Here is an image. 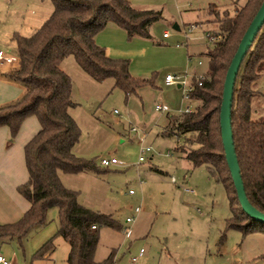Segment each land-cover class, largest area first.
<instances>
[{
	"label": "rangeland",
	"instance_id": "rangeland-1",
	"mask_svg": "<svg viewBox=\"0 0 264 264\" xmlns=\"http://www.w3.org/2000/svg\"><path fill=\"white\" fill-rule=\"evenodd\" d=\"M130 1L142 9L162 10L163 17L150 25L151 36L130 37L124 28L110 21L98 32L97 41L109 55L128 58L132 74L153 82L139 88L138 94L127 95L115 85L114 77H92L73 54L61 64L72 77V98L77 104L71 113L81 128L74 151L94 159L98 166L91 171H61V180L79 191L80 203L111 214L120 224L101 227L96 259L103 260L116 249V261L126 264L132 253L144 247L140 264H264L263 231L244 233L229 228L220 244L226 219L232 215L224 182L210 176L205 164L194 165L176 149L183 144L184 134L168 136L162 132L169 114L182 112L180 109L188 104L195 108L201 103L200 99L187 97L179 82L167 85L165 75L186 74L189 80L195 70L205 73L208 60L201 50L211 48L217 39L210 31L218 27L211 11L223 14L229 9L234 13L246 0ZM53 10V0H0V47L15 51L9 34L32 33ZM176 23L180 28L175 27ZM192 23L198 26L189 32ZM208 31L215 40L208 37ZM165 32L169 36H164ZM193 50L198 53L190 58L188 52ZM253 85L252 112L261 119L264 73ZM158 102L168 104L171 111H157ZM147 145L151 151L142 150ZM183 145L189 148L195 143L187 141ZM141 155L144 160H140ZM113 156L118 163L101 162L102 157ZM186 187L195 191H186ZM136 206L140 211L135 210ZM129 215H136L133 222L126 221ZM46 218V223L32 227L21 240L0 238V254L11 264H68L70 244L57 234L58 206L49 208ZM126 228L131 229L130 236ZM42 235H51L54 247L47 256L37 257L34 252L46 241H41Z\"/></svg>",
	"mask_w": 264,
	"mask_h": 264
},
{
	"label": "trees",
	"instance_id": "trees-1",
	"mask_svg": "<svg viewBox=\"0 0 264 264\" xmlns=\"http://www.w3.org/2000/svg\"><path fill=\"white\" fill-rule=\"evenodd\" d=\"M54 10L30 34L11 33L19 68L10 73L25 86L23 96L0 105V125L9 127L7 144H11L23 119L35 115L38 130L24 144L27 179L17 190L30 203L15 221L0 223V238L19 240L32 228L47 222L48 209L59 208L60 226L57 234L70 244L68 264H116V249L103 260L96 259V250L103 226L119 227L108 213L94 210L79 202V191L66 186L60 172L97 170L94 159L74 151L81 128L71 113L77 103L72 98V77L62 67V61L73 54L79 65L97 80L115 78V85L127 95L153 80L132 74L130 61L109 55L97 41L98 32L113 21L126 29L130 37H149L150 25L163 17L162 10L142 9L130 0H53ZM263 0H246L231 13L212 10L218 27L210 30L217 36L205 53L208 69L202 83L195 76L191 98L201 100L193 110L169 114L163 134L185 135L176 149L194 165L205 164L210 176L224 182L232 207L226 219L224 243L229 228L244 233L263 231L264 223L251 218L243 210L227 163L223 145L220 111L227 69L238 44ZM219 36V37H218ZM264 73V23L247 50L240 65L232 106V127L245 188L251 202L264 211V118L252 112V98ZM151 80V81H150ZM170 112V111H168ZM186 134H189V136ZM193 134V135H192ZM192 135V136H190ZM194 137V138H193ZM193 138V140H192ZM190 139V140H189ZM93 225H96L93 227ZM54 247L53 237L46 239L34 256L44 257Z\"/></svg>",
	"mask_w": 264,
	"mask_h": 264
},
{
	"label": "crops",
	"instance_id": "crops-1",
	"mask_svg": "<svg viewBox=\"0 0 264 264\" xmlns=\"http://www.w3.org/2000/svg\"><path fill=\"white\" fill-rule=\"evenodd\" d=\"M0 48L4 49L3 47ZM7 50L16 54V51ZM208 50L209 48L207 50H201V53H205ZM196 53L198 52L193 50V52H188V55L191 58ZM18 68L19 58L17 56L12 62L0 60V105L21 98L25 92V86L10 75L11 72ZM197 74L199 73L195 70L191 75L192 80ZM179 86L181 85L179 84ZM38 128L39 121L35 115L25 117L20 124L13 142L7 144V139L10 135L9 127L7 125H0V223L17 220L30 205L29 201L18 192L17 186L28 177L24 160V144ZM140 139L143 140L144 137L141 136ZM183 156H185L184 153ZM48 237H51V235H42L41 241H44ZM116 263L119 264V261L117 260Z\"/></svg>",
	"mask_w": 264,
	"mask_h": 264
},
{
	"label": "water",
	"instance_id": "water-1",
	"mask_svg": "<svg viewBox=\"0 0 264 264\" xmlns=\"http://www.w3.org/2000/svg\"><path fill=\"white\" fill-rule=\"evenodd\" d=\"M263 23L264 0L257 10L255 16L251 20L250 24L248 25L247 29L245 30L238 44L237 50L235 51L227 69L220 111L221 133L225 155L240 204L247 215L262 223H264V211L256 207L251 202L250 198L247 195L244 180L242 177L241 166L235 148L234 133L232 127V106L234 87L240 65ZM175 27L180 28L178 23L175 24Z\"/></svg>",
	"mask_w": 264,
	"mask_h": 264
},
{
	"label": "built area",
	"instance_id": "built-area-1",
	"mask_svg": "<svg viewBox=\"0 0 264 264\" xmlns=\"http://www.w3.org/2000/svg\"><path fill=\"white\" fill-rule=\"evenodd\" d=\"M198 26L197 23H192L191 26L189 27L188 31L191 32L193 31L196 27ZM169 33L165 32L164 35L167 36ZM208 37L213 41L216 39L215 36H213L210 31L207 32ZM15 55L12 54L11 52H8L4 49L0 48V60L4 62H12L15 59ZM199 63H202V60H199ZM205 74L204 73H199L196 75V77L199 79V83H202V79L204 78ZM165 82L166 84H173L175 82H179V84L183 87L184 91L186 92V96L190 98V91L194 88L193 80L192 77L189 76V80L187 78V75H179L175 76V74L172 73H167L165 76ZM193 106L188 104L185 108H181L180 110L182 111H191L193 110ZM155 109L157 111H171V108L169 107L168 104L163 103V102H158L155 104ZM135 129V127H133ZM143 151H151L152 147L150 145L143 146L142 148ZM145 156L141 155L140 160H144ZM101 162L105 165H109L112 163H118L119 160L117 157H102ZM131 193L134 192L133 189L129 190ZM186 191L193 192L195 191L194 188L192 187H186ZM140 206H136L135 210L140 211ZM136 218V215H129L126 218L127 222H133ZM96 225H93L95 227ZM131 229L126 228V235L130 236L131 234ZM146 249L144 247H141L140 250L137 253H132L131 256L129 257V261L126 264H140V257L145 253ZM0 263L1 264H11L10 259L6 258L4 255L0 254ZM118 264V263H116Z\"/></svg>",
	"mask_w": 264,
	"mask_h": 264
}]
</instances>
